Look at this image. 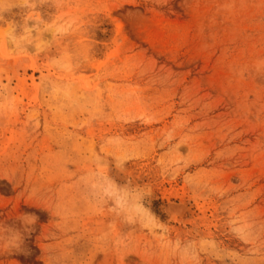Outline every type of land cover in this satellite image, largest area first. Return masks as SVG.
<instances>
[{
    "label": "rangeland",
    "instance_id": "obj_1",
    "mask_svg": "<svg viewBox=\"0 0 264 264\" xmlns=\"http://www.w3.org/2000/svg\"><path fill=\"white\" fill-rule=\"evenodd\" d=\"M37 11L58 32L40 52L0 44V221L38 218L29 254L0 264H177L164 239L214 241L201 264H264V74L252 71L264 0H48ZM26 13L5 12L0 32ZM100 153L118 184L151 189L167 237L84 200L78 177Z\"/></svg>",
    "mask_w": 264,
    "mask_h": 264
},
{
    "label": "clouds",
    "instance_id": "obj_2",
    "mask_svg": "<svg viewBox=\"0 0 264 264\" xmlns=\"http://www.w3.org/2000/svg\"><path fill=\"white\" fill-rule=\"evenodd\" d=\"M48 0H0V20L4 19V13L14 7L26 9L27 13L22 17V24L8 22L4 32H0V44L7 43L17 54L27 51V46L34 45L36 53L40 52L49 42L43 38V34L51 31L53 35L58 34L57 30L50 28L48 23L42 18L37 8ZM55 7L60 0H51ZM31 22V23H30ZM19 29V31H18ZM63 67V65H61ZM252 71L256 74H264V59H258L252 66ZM2 98V97H0ZM10 101V97H9ZM9 102V107H10ZM3 104H0V108ZM173 135L169 133L166 137L170 147L168 151L175 150L179 152L182 146L177 140L173 143ZM120 139L117 137H108L103 144L119 146ZM103 144L101 153L103 154ZM99 159L94 158L92 167L83 175L78 177L81 185L83 198L89 203L95 211H107L113 221L129 226H139L149 232H155L162 237H167V232L163 224L154 215L150 207V201L146 205L145 201L152 195L151 189L145 184L143 186L134 185L131 180L121 185L118 184L109 175V166L107 171L103 170V155ZM115 165L118 169L124 170L125 161H121L115 155ZM179 163V162H178ZM34 214L21 213L16 217L21 227L7 225L0 221V255L29 252L24 248L26 236H30L34 231V225L37 222ZM163 243L171 256L177 261V264H201L202 255H215L216 245L214 241L164 239Z\"/></svg>",
    "mask_w": 264,
    "mask_h": 264
},
{
    "label": "bare ground",
    "instance_id": "obj_3",
    "mask_svg": "<svg viewBox=\"0 0 264 264\" xmlns=\"http://www.w3.org/2000/svg\"><path fill=\"white\" fill-rule=\"evenodd\" d=\"M172 205H173V204H172ZM178 207H179V206H178ZM170 208H171V207H169V209H170ZM181 208H182V205H181ZM181 208H180V209H181ZM183 208H184V207H183ZM183 208H182V209H183ZM171 209H172V208H171ZM171 209H170V211H172ZM173 210H174V209H173ZM178 212H180V211H178ZM181 212H182V211H181ZM184 212H185V211H184ZM175 216H176V215H175ZM177 220H178V219H177Z\"/></svg>",
    "mask_w": 264,
    "mask_h": 264
}]
</instances>
